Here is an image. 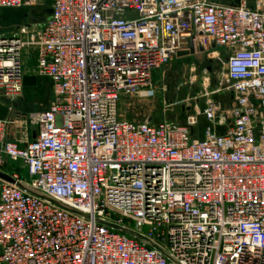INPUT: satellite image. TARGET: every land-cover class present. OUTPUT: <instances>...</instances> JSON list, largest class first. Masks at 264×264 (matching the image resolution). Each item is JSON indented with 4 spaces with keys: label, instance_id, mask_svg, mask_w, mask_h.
<instances>
[{
    "label": "built area",
    "instance_id": "obj_1",
    "mask_svg": "<svg viewBox=\"0 0 264 264\" xmlns=\"http://www.w3.org/2000/svg\"><path fill=\"white\" fill-rule=\"evenodd\" d=\"M49 8L40 28L0 34V103L12 108L25 75L52 92L28 119L32 138L9 139L13 122L0 120V171L15 180L0 179V264H264V0ZM190 39L226 53L228 108L207 100L183 124L124 119L120 99L151 97L153 72Z\"/></svg>",
    "mask_w": 264,
    "mask_h": 264
},
{
    "label": "rangeland",
    "instance_id": "obj_2",
    "mask_svg": "<svg viewBox=\"0 0 264 264\" xmlns=\"http://www.w3.org/2000/svg\"><path fill=\"white\" fill-rule=\"evenodd\" d=\"M221 4H233L235 0H211ZM229 2V3H228ZM51 0H46L42 7L37 9L43 21L37 25L40 28L47 18L46 9ZM254 0H245V6L252 7ZM31 8H0V34L8 35L16 26L30 25L29 15ZM201 46V50L198 49ZM226 53L207 40L197 45L193 55L174 57L168 63L155 70L152 74V88L154 94L148 97L141 92L133 96H123L119 102V112L129 121H142L149 118L153 123L167 120L175 124H183L188 115L195 110H202L207 100L215 103L221 109L228 108L231 94L225 90L223 84L224 64ZM52 100L50 81L38 76L37 84L24 87L22 96L13 104L9 120L8 137L14 138L20 130H27L28 137L35 127L28 122L29 117L48 107ZM202 116L198 117L195 128L196 137L202 136L206 126ZM8 173L20 174L18 163H7L3 168ZM21 177V176H20Z\"/></svg>",
    "mask_w": 264,
    "mask_h": 264
},
{
    "label": "water",
    "instance_id": "obj_3",
    "mask_svg": "<svg viewBox=\"0 0 264 264\" xmlns=\"http://www.w3.org/2000/svg\"><path fill=\"white\" fill-rule=\"evenodd\" d=\"M41 1H42L41 3L43 4L44 0H41ZM238 4H239V2L236 1L235 3L230 4V5L234 6V5H238ZM46 13L50 14L51 13V9L50 8L46 9ZM42 21H43V18L42 17H38V18L35 17L34 13H31L29 15V24L30 25L31 24H40ZM214 46H215L214 42H211V47H214ZM201 48H202L201 46H198L199 50H201ZM195 51H196V47H195V44L193 42V39H190L189 40L188 49L177 52L176 57H185V56H188V55H193L195 53ZM36 82H37L36 76L25 75L23 77L22 84H23L24 87H27V86L28 87H32V86L36 85ZM10 111L11 110L9 109L8 106L0 104V120H4V119L8 118V116L10 115ZM0 179H2L4 181H7L9 183H13V184L15 183L14 179H12L10 176H8L7 174H5L2 171H0ZM16 184L21 189L29 191L32 194H35V195H37L39 197L45 198L42 194H40L38 192H35V191L31 190V189H28L27 187H25L24 185H22L20 183H16ZM61 206H63V205H61ZM115 228L118 229V230H121V231L129 232V231H127V230H125V229H123L121 227H116L115 226Z\"/></svg>",
    "mask_w": 264,
    "mask_h": 264
},
{
    "label": "crops",
    "instance_id": "obj_4",
    "mask_svg": "<svg viewBox=\"0 0 264 264\" xmlns=\"http://www.w3.org/2000/svg\"><path fill=\"white\" fill-rule=\"evenodd\" d=\"M236 1H241V0H235V2ZM18 26H16V28H17ZM15 28V29H16ZM15 29H13V30H15ZM34 65V54L33 55H31V58L27 61V63H26V72L28 73V71H29V69H30V67H32ZM37 79H38V77H36ZM36 84H37V82H36ZM15 103V102H14ZM13 103V104H14ZM0 104H3V105H5L4 103H0ZM13 104H12V108L10 109L11 111H12V109H13ZM11 111H10V114H11ZM10 116V115H9ZM9 116H8V118H9ZM16 127H18V132H17V134H16V136L14 137V138H9V139H18L20 136H23V133H24V130H20V125H18V126H16ZM8 131H9V128H8ZM33 137V133H32V135L29 137V139L30 138H32Z\"/></svg>",
    "mask_w": 264,
    "mask_h": 264
},
{
    "label": "flooded vegetation",
    "instance_id": "obj_5",
    "mask_svg": "<svg viewBox=\"0 0 264 264\" xmlns=\"http://www.w3.org/2000/svg\"><path fill=\"white\" fill-rule=\"evenodd\" d=\"M31 10H33V13H34L35 17H37V18L40 17V15L38 14L37 10H34V9H31ZM30 12L32 13V11H30Z\"/></svg>",
    "mask_w": 264,
    "mask_h": 264
},
{
    "label": "trees",
    "instance_id": "obj_6",
    "mask_svg": "<svg viewBox=\"0 0 264 264\" xmlns=\"http://www.w3.org/2000/svg\"><path fill=\"white\" fill-rule=\"evenodd\" d=\"M221 1H223V2H226V0H221ZM229 1V0H228ZM222 3V2H221ZM229 3V2H228Z\"/></svg>",
    "mask_w": 264,
    "mask_h": 264
}]
</instances>
